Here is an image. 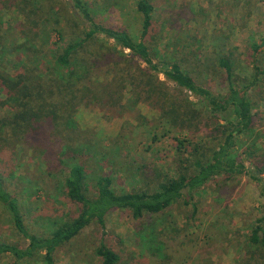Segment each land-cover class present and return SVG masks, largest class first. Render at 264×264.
I'll return each mask as SVG.
<instances>
[{"label":"trees","instance_id":"obj_1","mask_svg":"<svg viewBox=\"0 0 264 264\" xmlns=\"http://www.w3.org/2000/svg\"><path fill=\"white\" fill-rule=\"evenodd\" d=\"M5 4L23 16L17 28L25 36L20 45L26 49L32 50L38 37L32 30L38 24L35 17L50 12L65 24L58 36L67 33L73 39L56 48L52 64L40 67L27 63L13 74L0 70V109L7 110L0 117V206L21 238L16 242L0 239V259L8 257L11 264H24L42 254L43 264H56V250L92 222L104 227L106 217L117 210H127L137 220L160 213L179 200L187 205L207 183L217 184L216 191L226 195L224 188L230 184L234 187L239 177L245 176L264 197V149L253 133L250 96L260 88L264 76V36L248 42V50L243 53L251 72L241 76L237 74L239 58L234 50L217 53L207 63V71L205 63L200 68L195 62L192 52L163 54L157 59L148 40L151 35L155 37L152 0H135L140 16L136 33L97 19L87 0H0V8ZM107 55H116L114 67L123 65L122 69L113 67V80L108 83L98 80L95 72L100 59ZM160 75L173 84L182 99L168 98L167 82ZM216 82L222 91L211 87ZM126 93L134 102L154 98L152 105L170 126H195L204 110L207 113L202 116V124L212 131L211 140L194 142L189 150L180 152L175 161L177 175L161 173L155 177V189L115 190L112 170L105 169L102 154L100 158L98 151L88 152L92 136L74 119L77 107L87 97L105 100L116 94L121 100ZM188 95L197 99L202 110L193 107ZM17 144L38 151L47 175L58 177L67 200L78 206L72 216H34L32 223L40 225L41 234L28 227L32 223L23 208L22 200L31 199L35 193H25L28 185L23 176L7 172L5 154ZM153 178V174L147 176V182H154ZM219 178L222 180L217 183ZM95 252L102 264L118 260L117 254L103 244ZM243 255L237 264H264V216L250 229Z\"/></svg>","mask_w":264,"mask_h":264},{"label":"rangeland","instance_id":"obj_2","mask_svg":"<svg viewBox=\"0 0 264 264\" xmlns=\"http://www.w3.org/2000/svg\"><path fill=\"white\" fill-rule=\"evenodd\" d=\"M87 1L97 19L126 27L133 33L138 31L140 16L135 0H105L106 4L104 0ZM152 1H155V37L151 35L148 40L157 59L163 54L192 52L195 62L200 68L205 63L207 71V63L217 53L234 50L235 57L239 58L237 74L245 76L251 72L250 62L243 52L248 50V42L264 36V0ZM58 17L53 12L37 15V27L32 30L38 37L33 49H26L20 45L25 36H21L17 28L23 16L16 8L3 5L0 8V70L13 74L27 63L40 67L52 64L51 56L56 48L73 39L67 33L58 36L65 27L63 19ZM115 56L100 59L95 69L98 80L108 83L113 80L114 68H123L121 63L114 67L118 60ZM160 79L167 82L168 98H183L170 81L162 75ZM211 87L222 91L220 83H213ZM114 96L105 100L87 97L77 107L74 119L81 128L88 130L90 138L92 136L88 152L98 151L100 158L103 155L102 163L107 165L106 170H112L116 178L113 186L117 191L138 187L155 189V177L161 173L177 175L175 161L180 152L189 150L187 148L194 142L211 140L212 131L202 124V116H207L205 110L195 126L176 127L160 116L158 107L152 105L154 98L134 102L128 93L121 100L118 95ZM250 96L253 99V133L258 136V146L264 149V76L260 88L253 90ZM187 98L194 103V108L202 110L195 97L188 95ZM6 111L0 109V117ZM10 149L5 154L7 172L23 176L28 185L25 193H35L31 199L22 200L28 221L32 223L36 215L72 216L77 213L78 206L65 197L61 180L47 175L38 151L21 144ZM152 174L154 182H147V176ZM221 180L219 178L217 183ZM233 185H227L224 188L227 194L220 195L215 189L217 184L207 183L194 193L189 204L179 200L160 213L146 214L137 220L127 210L114 211L106 217L104 227L92 222L60 246L55 252V262L102 264L95 251L103 244L117 254L115 264H237L244 256L250 229L264 216V197L245 176H240L238 184ZM28 227L37 234L43 233L38 223ZM0 239L21 240L1 206ZM0 264H11V260L1 258ZM24 264H43L42 254H36Z\"/></svg>","mask_w":264,"mask_h":264}]
</instances>
